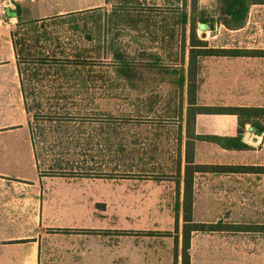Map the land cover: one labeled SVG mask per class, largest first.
<instances>
[{"label":"crops","instance_id":"obj_1","mask_svg":"<svg viewBox=\"0 0 264 264\" xmlns=\"http://www.w3.org/2000/svg\"><path fill=\"white\" fill-rule=\"evenodd\" d=\"M27 1L35 0H19L15 4L24 6ZM0 5V264H182L184 174L189 141L195 144L194 164L217 167L194 173L193 221L260 227L242 231H193L189 249L191 264H264V229H261L264 172L256 169L264 167V153L256 146L264 141V132L260 130L262 135L257 134L259 129L247 123L240 133L237 114L203 112L196 114L189 135L185 101L182 120L167 119V124L164 120V131L159 135L155 130L148 133L149 141L162 136L159 141L173 144L170 157L174 168L159 179L155 177L157 183L164 178L170 181L168 193H153L162 189L157 183L127 185L130 193L126 196L118 193L122 189L117 184L47 180L36 169L28 129L30 116L24 107L11 39V30L18 19L8 13L16 5L6 2ZM254 6L259 5L251 6L242 28L229 30L243 29ZM222 46L236 48L223 44L212 47ZM211 58L264 60L263 57L201 59L199 106L264 107L248 101L236 105L202 102V63ZM7 67L12 71L7 73ZM249 85L244 83V88ZM238 87H229L231 94ZM247 132L250 136L246 140ZM240 135L241 141L250 146L248 149H229L219 144ZM177 144H181L182 159L179 178L175 169L179 157ZM121 196L131 200V207L120 210L113 205ZM133 201H153L156 206L140 209ZM166 206L173 207L171 213L163 209Z\"/></svg>","mask_w":264,"mask_h":264},{"label":"trees","instance_id":"obj_2","mask_svg":"<svg viewBox=\"0 0 264 264\" xmlns=\"http://www.w3.org/2000/svg\"><path fill=\"white\" fill-rule=\"evenodd\" d=\"M198 1L191 0V8H188L187 0H181V4L176 7L152 8L148 11L141 7H123L122 11H119L117 6H114L110 13L105 12L106 21H96L95 29L89 30L77 22L69 26L63 35L59 34L53 25L58 19L66 21V17H72L73 13L25 19L24 6L16 3L14 11L8 13L9 16L18 19L11 30V39L24 107L30 116L28 127L36 161L40 163L36 150L37 143L42 145L43 153H47L52 147V151H59L60 154L79 145V140L74 138L68 140L66 137L69 127H72L69 113L73 108L71 110L68 108L69 95L73 98L77 95L68 94L64 86L65 84L69 86L71 81L79 87V95L83 94L81 89L85 90L87 97L97 85L95 81L105 79L110 86L123 85L126 94L130 95L129 101L132 96L133 105L128 113L119 117L125 119L127 125L132 123L139 128L143 127L150 116L157 121L182 120L186 101L189 135L193 131L192 124L195 123L196 114L203 112L237 114L240 133L247 123L264 132V107H205L197 104L201 59L264 58V49L260 48L212 47L208 40L199 36L198 28L205 25L213 29L215 24L219 23L228 29H240L247 21L251 6L264 5V0H215L214 14H208L206 11L198 14L196 12ZM106 3L115 4L113 0H106ZM113 15H116L117 19H114ZM70 20L75 21L73 17ZM126 33L135 47L131 46V42L127 45L118 41V37ZM66 39L68 43L64 42ZM103 58H106L102 64L105 65L106 78L97 67L98 61ZM146 74L153 76L148 80ZM76 111L82 115L80 112L84 109L76 107L74 112ZM103 118H109L111 122L116 119L111 112ZM107 127L109 130L115 129L116 125L108 123ZM206 137L202 136L204 139ZM241 137L240 135L236 139L226 138L219 144L229 149H248L250 146L243 143ZM108 138L112 140L106 135L103 140ZM180 147L181 144H177L179 157L175 161V169L178 178L181 177L182 170ZM194 151V142H187L182 264H191L189 249L193 231H242L260 228L222 222L203 224L193 221L194 173L217 168L194 164ZM63 159L56 153L53 160L43 161L44 168L54 176L70 173L72 177H76L73 164H63ZM256 169L264 172V167ZM108 176L113 177V174ZM156 179H159V176H156Z\"/></svg>","mask_w":264,"mask_h":264},{"label":"rangeland","instance_id":"obj_3","mask_svg":"<svg viewBox=\"0 0 264 264\" xmlns=\"http://www.w3.org/2000/svg\"><path fill=\"white\" fill-rule=\"evenodd\" d=\"M16 1L19 0H0V4L6 2L8 5L15 7ZM187 1L188 8H191V0ZM113 2L115 4L106 3V0L27 1L26 4L24 3V16L25 19H36L45 16L51 17L59 14L73 13L71 16L75 20L74 22L70 20L72 17H66V21L58 19L53 25L54 29L63 35L66 34L67 31L65 30L69 26L71 27L77 22L81 26L85 25L89 30L92 28L95 29L94 25L96 21H106L107 16L105 12L110 13L114 6H117L119 11H122L121 8L123 7H141L148 11L152 8L168 9L181 4V0L179 2L177 0H113ZM214 2L215 0H199L198 11L196 12L199 14L206 11L208 14H214ZM26 5L30 6V9H27ZM28 12L29 14H27ZM100 14H104V16H100ZM113 18L117 19V16L113 15ZM198 34L202 39L208 40L211 46H221L223 44L229 47L249 46L262 48L264 47V6H254L248 23L240 31H231L224 25L218 23L215 24L213 29L199 27ZM118 41L120 44L126 43L127 45L131 42L128 33L126 35H120ZM64 42L68 43L69 41L66 39ZM131 46L135 47L132 42ZM125 48L122 47V49ZM103 60L105 61L106 58L98 61L97 67L106 78L107 74L104 72L105 65H102L104 64ZM202 65V102L216 105H236L240 102L247 101L259 105L264 104L263 59L211 58L204 60ZM11 71L9 67L6 68L7 73ZM91 75L94 76L95 74ZM146 76L149 80L153 74H146ZM94 83L97 85L92 89L93 92L88 97L84 93L85 90L82 91L81 89L80 91L83 94L79 95V87L74 85V81H71L69 86L67 84L64 85L68 90V94H77L74 98L69 95L68 108L70 110L73 108V111L69 113L72 127H69L66 137L68 140L69 138L79 140V145L76 148L71 147V149L65 150L63 152L64 154H60L61 152L59 151H52V147L51 150L48 149L47 153H43L42 145L37 143L36 140L38 138L35 137V143H37L36 150L40 161L38 163L35 157V165L39 174L46 176L47 180H54L55 182L117 184L122 189L118 193L126 196L130 193L126 190L127 185L143 183L156 184L158 182L155 179L156 176L160 177L171 168H174L173 160L170 157V152L174 149L173 144L159 141L162 136H157L156 140L149 141L148 133L150 130H155L159 135L161 130L164 131L166 129V126L163 127L162 125L164 120L157 121L150 116L148 120L146 119L147 122L143 127L139 128L132 123L127 125V121L119 117L120 115L128 113V110L133 107L131 103L132 96L129 101L130 95L126 94L123 85L114 84L110 86V83L105 79L100 82L95 81ZM244 83H250V85L244 88ZM233 86H239V89L231 94L230 88ZM128 93L130 94V88H128ZM76 107L84 109V111L80 112L82 115H79V111L74 112V108ZM110 112L116 118L113 119V122L109 121V118H103L108 116ZM165 121V124H167V120ZM108 123H114L116 128L109 130L107 127ZM29 133H31L30 130ZM104 135L111 137L112 140L110 141L109 138L108 140H103ZM256 146H258V150L264 153V141ZM206 151L207 148L205 147L204 153ZM56 153L60 158L66 159H63V164H73V172L76 177H72L70 173H64L62 176H54L44 168L43 161L53 160ZM68 171L69 169L66 170V172ZM111 173L113 177L108 176ZM157 184H160L162 189L154 190L153 193H168L167 185L170 184L169 180L164 178L163 181ZM126 196L119 197L113 205L120 210L131 207V200L126 198ZM134 202L140 209L150 210L156 206L153 201H133L132 203ZM172 208L166 206L163 209H166V212L169 214Z\"/></svg>","mask_w":264,"mask_h":264},{"label":"water","instance_id":"obj_4","mask_svg":"<svg viewBox=\"0 0 264 264\" xmlns=\"http://www.w3.org/2000/svg\"><path fill=\"white\" fill-rule=\"evenodd\" d=\"M203 28H207V26L204 25ZM256 133L259 135H262V132L260 130H257ZM249 136H250V132H247V134L245 136L246 140L249 138Z\"/></svg>","mask_w":264,"mask_h":264}]
</instances>
